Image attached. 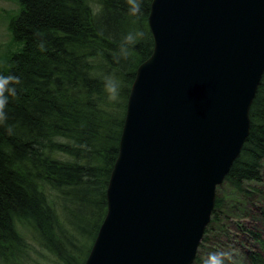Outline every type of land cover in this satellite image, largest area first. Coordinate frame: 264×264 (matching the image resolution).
<instances>
[{
  "label": "trees",
  "instance_id": "obj_1",
  "mask_svg": "<svg viewBox=\"0 0 264 264\" xmlns=\"http://www.w3.org/2000/svg\"><path fill=\"white\" fill-rule=\"evenodd\" d=\"M11 1L17 7L7 14L11 44L0 74L18 75L21 84L6 109L10 130L0 126V264L18 261L26 230L59 264H84L107 214L130 91L153 52V0H143L139 18L127 14L125 0ZM136 30L143 38L117 62L122 37ZM109 75L121 86L115 104L103 90ZM263 182L264 75L249 136L217 189L193 264H200L210 239L216 245L227 237L224 222L233 214L237 234L231 240L243 262L264 264L263 230L255 224L264 215L257 206Z\"/></svg>",
  "mask_w": 264,
  "mask_h": 264
},
{
  "label": "water",
  "instance_id": "obj_2",
  "mask_svg": "<svg viewBox=\"0 0 264 264\" xmlns=\"http://www.w3.org/2000/svg\"><path fill=\"white\" fill-rule=\"evenodd\" d=\"M107 214L85 264H193L250 133L264 0H153Z\"/></svg>",
  "mask_w": 264,
  "mask_h": 264
},
{
  "label": "rangeland",
  "instance_id": "obj_3",
  "mask_svg": "<svg viewBox=\"0 0 264 264\" xmlns=\"http://www.w3.org/2000/svg\"><path fill=\"white\" fill-rule=\"evenodd\" d=\"M16 2L11 0H0V60L3 56H6L10 46L11 34L8 29V18L7 14L16 9ZM264 195V182L261 185H257ZM259 206L261 209H264V197L260 198ZM61 209L60 207H58ZM63 214V213H62ZM61 214V215H62ZM258 214V213H256ZM230 220L236 221L238 217L236 215H231ZM228 221L225 223L226 231L225 234L227 237H219L216 242V245H213L210 239V243L207 245V249L203 252L200 257V264H202L203 259L212 252L223 251L228 254L225 264H248L243 262L240 252L237 251L238 246L232 242L231 239L237 234L235 231L234 222ZM245 221V219H242ZM249 220V219H247ZM246 222V221H245ZM255 224L259 226L260 230H263L264 236V215H260L256 218ZM26 238V248L24 253L20 256L18 261L14 264H59L55 257L51 255L45 248H42L41 245L35 240L32 232H24ZM89 242V241H88ZM250 264V263H249Z\"/></svg>",
  "mask_w": 264,
  "mask_h": 264
},
{
  "label": "clouds",
  "instance_id": "obj_4",
  "mask_svg": "<svg viewBox=\"0 0 264 264\" xmlns=\"http://www.w3.org/2000/svg\"><path fill=\"white\" fill-rule=\"evenodd\" d=\"M127 5V14L129 16L139 18L142 15L143 0H125ZM143 31L136 30L126 33L119 44L116 61L128 59L131 51L143 38ZM43 46V45H41ZM21 84V79L18 75L11 72L8 74H0V126H6V130H10V125H7L8 113L6 111L10 98L15 99L18 96L17 86ZM103 90L106 94V99L110 103H118L120 100L121 86L119 80L112 75L106 76L103 81ZM228 254L220 252L209 253L202 261V264H225Z\"/></svg>",
  "mask_w": 264,
  "mask_h": 264
},
{
  "label": "bare ground",
  "instance_id": "obj_5",
  "mask_svg": "<svg viewBox=\"0 0 264 264\" xmlns=\"http://www.w3.org/2000/svg\"><path fill=\"white\" fill-rule=\"evenodd\" d=\"M86 260H87V259H86ZM85 263H86V261H85ZM85 263H84V264H85Z\"/></svg>",
  "mask_w": 264,
  "mask_h": 264
}]
</instances>
